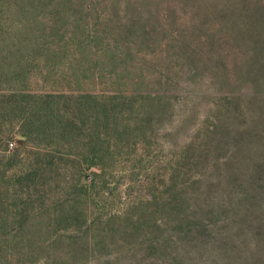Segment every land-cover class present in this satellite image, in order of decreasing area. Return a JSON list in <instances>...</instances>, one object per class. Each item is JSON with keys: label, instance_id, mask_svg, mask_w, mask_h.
<instances>
[{"label": "rangeland", "instance_id": "374dc122", "mask_svg": "<svg viewBox=\"0 0 264 264\" xmlns=\"http://www.w3.org/2000/svg\"><path fill=\"white\" fill-rule=\"evenodd\" d=\"M0 264H264V0H0Z\"/></svg>", "mask_w": 264, "mask_h": 264}]
</instances>
